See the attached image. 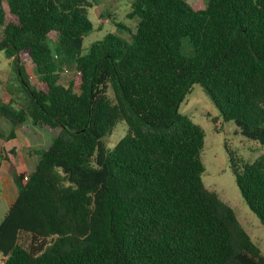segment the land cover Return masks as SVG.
Returning a JSON list of instances; mask_svg holds the SVG:
<instances>
[{"label": "trees", "instance_id": "trees-1", "mask_svg": "<svg viewBox=\"0 0 264 264\" xmlns=\"http://www.w3.org/2000/svg\"><path fill=\"white\" fill-rule=\"evenodd\" d=\"M94 5L0 0V51L16 72L30 62L38 80L29 87L18 74L20 108L0 97L11 125L0 161L25 120L58 129L30 172L11 170L1 264H264L204 187V131L178 111L199 85L224 121L264 145V0H132L135 31L116 23L126 40L108 33L84 50ZM118 122L126 133L107 148ZM230 162L264 226V155L247 163L230 152Z\"/></svg>", "mask_w": 264, "mask_h": 264}, {"label": "rangeland", "instance_id": "rangeland-1", "mask_svg": "<svg viewBox=\"0 0 264 264\" xmlns=\"http://www.w3.org/2000/svg\"><path fill=\"white\" fill-rule=\"evenodd\" d=\"M131 2L132 0H95V5L88 10L93 31L84 38L83 49H87L91 43L101 40L108 33L115 35L120 41L126 40L127 31H122L116 23H122L132 33L135 31L136 20L127 17ZM54 42L55 38L49 40L50 45ZM18 74L29 87L38 86L37 76L30 62H21L19 72H16L12 60L7 59L4 52L0 51V97L2 94L8 95L14 108H20L26 102L17 78ZM178 111L198 124L204 131L200 154L204 167L201 177L204 187L216 193L219 199L234 211L238 222L251 241L264 254V226L260 224L241 197L230 162L231 152L238 159L251 163L264 155V145L242 136L232 121H224L218 108L199 85L192 86L190 93L180 103ZM10 130L9 122L0 119V133L7 135ZM57 132L58 129L51 130L43 125L34 126L29 120H25L14 129L15 137L7 141L4 146L9 150L8 152L12 148L18 152L14 162L17 166L24 164L25 168L31 169L37 161L39 152L50 144ZM125 133L126 125L118 122L111 134L104 139L105 146L112 148ZM11 157L14 155L11 154ZM3 167L1 171H5L8 175L14 168L12 164ZM5 212L4 201H0V222ZM2 260L3 257L0 255V264Z\"/></svg>", "mask_w": 264, "mask_h": 264}, {"label": "crops", "instance_id": "crops-1", "mask_svg": "<svg viewBox=\"0 0 264 264\" xmlns=\"http://www.w3.org/2000/svg\"><path fill=\"white\" fill-rule=\"evenodd\" d=\"M4 150H5L8 161H0V184H1L0 201H4L6 212H7L8 208L10 207V205L13 203V201L16 198V187L13 182L11 173L10 175H8L6 174L5 171L2 172L1 168H4L3 166L6 167V165L8 164H12L14 166L12 171H15L17 173H25V172L28 173L33 168L27 169L25 168L26 166L24 164H21V166H17L16 163L14 162H16L15 159L17 157L16 155L18 154V152L16 151V154L14 155V157H11L10 152H8L9 150L5 146H4ZM26 156H29V155H26ZM28 161H29V158H28Z\"/></svg>", "mask_w": 264, "mask_h": 264}, {"label": "built area", "instance_id": "built-area-1", "mask_svg": "<svg viewBox=\"0 0 264 264\" xmlns=\"http://www.w3.org/2000/svg\"><path fill=\"white\" fill-rule=\"evenodd\" d=\"M27 178H25V180H26Z\"/></svg>", "mask_w": 264, "mask_h": 264}]
</instances>
